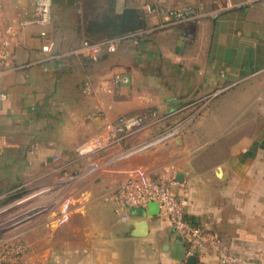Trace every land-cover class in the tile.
<instances>
[{
  "label": "crops",
  "instance_id": "1",
  "mask_svg": "<svg viewBox=\"0 0 264 264\" xmlns=\"http://www.w3.org/2000/svg\"><path fill=\"white\" fill-rule=\"evenodd\" d=\"M34 1L3 0V20ZM51 1L46 30L55 51L67 54L85 38L87 15L79 0ZM222 1L124 0L117 14L114 0L113 15L126 9L143 15L147 32L140 41L121 42L95 62L67 57L47 71L40 64V29L19 34L12 61L34 65L0 81V92L7 95L0 103V192L48 187L72 173L79 178L63 191L73 200L68 222L38 223L28 254L14 264H187L171 257L177 235L156 207L121 212L112 200L135 168L174 179L188 221L216 233L247 264H264V7L243 6L154 31L161 17L142 10L145 4L192 5L205 12ZM115 75L126 76L128 83L107 93L104 83ZM147 111L162 121L125 147L174 124L182 125L181 136L126 161H115L121 147L85 159L75 155L77 145L117 116ZM27 176L32 179L22 182ZM196 258V264H217L211 252Z\"/></svg>",
  "mask_w": 264,
  "mask_h": 264
},
{
  "label": "built area",
  "instance_id": "2",
  "mask_svg": "<svg viewBox=\"0 0 264 264\" xmlns=\"http://www.w3.org/2000/svg\"><path fill=\"white\" fill-rule=\"evenodd\" d=\"M3 0H0V81L2 78L15 71L23 70L33 63L14 64L11 48L17 41L19 34L28 27H37V38L40 42V52L44 58L41 61L43 71H47L50 64L62 61L67 57H79L90 62H95L103 53H113L118 45L126 38L141 37L145 32L125 37H115L90 43L81 41L79 46L67 53L55 51V43L47 32L52 22V1L35 0L30 9H17L15 14L6 22L3 20ZM258 5L264 7V0H240L232 2L224 0L215 5L210 11L199 12L192 5L183 7H155L143 5V12L147 16L161 17V21L150 31L179 25L187 26L202 18H217L220 14L231 9ZM128 83V78L115 75L105 81L103 90L111 93L114 89ZM89 92V88H85ZM7 99V95L0 92V103ZM163 117L155 111H147L132 115L117 116L108 123L103 131L77 145L74 153L79 159L97 155L108 149L121 147L115 161H126L136 156L155 150L156 148L178 139L182 134L179 124L166 127L153 134L147 140L134 146L125 147L129 140L143 130L158 125ZM54 160L57 158L54 157ZM75 177H71L75 175ZM79 178V174L63 175L53 185L40 189L24 192L18 187L15 192L18 198L0 207V264H14L26 252L27 243L23 232H20L33 220L42 216H51L49 225L60 227L70 218L71 199L64 194L67 185ZM177 185L174 179L164 181L153 178L140 168L133 169L114 190L112 200L121 212L129 210H144L147 205H157L158 217L165 220L173 233L181 238L185 246L186 255L201 256L211 252L215 255L217 264H247L246 260L231 251L224 245L221 238L202 225L192 224L185 217L186 201L177 196L173 189ZM10 193L0 195L6 199ZM48 196V197H47ZM46 197L44 201L41 199ZM15 208L13 211L8 210ZM7 212V213H6ZM127 220V216H122Z\"/></svg>",
  "mask_w": 264,
  "mask_h": 264
},
{
  "label": "trees",
  "instance_id": "3",
  "mask_svg": "<svg viewBox=\"0 0 264 264\" xmlns=\"http://www.w3.org/2000/svg\"><path fill=\"white\" fill-rule=\"evenodd\" d=\"M113 1L108 0L107 9H104L100 13L97 11L93 16L87 15L85 17V38L82 41L94 43L115 37H125L145 30L142 25L143 15L135 9H126L121 15H113V9H111L113 7ZM141 37H135L134 39L126 38L122 42L128 40L140 41ZM15 190L11 192H15Z\"/></svg>",
  "mask_w": 264,
  "mask_h": 264
},
{
  "label": "rangeland",
  "instance_id": "4",
  "mask_svg": "<svg viewBox=\"0 0 264 264\" xmlns=\"http://www.w3.org/2000/svg\"><path fill=\"white\" fill-rule=\"evenodd\" d=\"M80 1V3H81V10H82V13H83V15H88V16H93L95 13H97V11L100 13L101 11H103L104 9H107L108 8V0H102L101 1V3L102 4H98V6H97V3H99L100 1H98V0H79ZM102 5V6H101ZM95 10H96V12H95ZM145 14V13H144ZM146 15V14H145ZM158 25V24H157ZM156 25V26H157ZM170 28V27H169ZM164 29H167V28H163V29H159V30H164ZM114 53V52H113ZM180 127H181V129H182V131H183V127H182V125H180ZM164 129V128H163ZM163 129H161V130H163ZM161 130H159V131H161ZM159 131H157V132H159ZM156 132V133H157ZM3 161H4V159H1L0 160V163H3ZM65 176V175H64ZM76 176V174L75 175H72L71 177H75ZM62 177H63V175H62ZM31 178V176H27V178L26 179H23L22 180V182H25V181H27V179H30ZM32 179V178H31ZM76 180H74V182H75ZM74 182H72V183H74ZM69 184V185H67L68 186V188L69 187H72L73 186V184ZM22 187V189L23 190H25L24 192H30V190L31 189H29V188H31V187H33L32 185L30 186V185H27V187H23V186H21ZM25 188H27V189H25ZM67 188V187H66ZM32 191V190H31ZM10 193V195L6 198V199H1L0 200V207L1 206H4V205H6V204H8V203H10V202H12V201H14V200H16L17 198H18V196H19V194L18 193H15V192H9ZM2 194V192H0V195ZM71 193H69L68 195H66V196H68L70 199H71V205H70V212H71V206L73 205V200H72V196L70 195ZM46 197H44V198H42L41 199V202L42 201H44V200H46L45 199ZM15 208H11V209H9L8 211L9 212H11V211H13ZM7 213V212H6ZM51 219V216H47V215H45V216H42V217H40V218H38V219H36V220H33L30 224H28L25 228H23L20 232H23L24 233V235H23V237H24V239L26 240V243H27V252H28V242H29V236H30V233H31V231H33L34 229H35V227L37 226V224L39 223V225L38 226H48V227H50L51 225H49V220ZM41 224V225H40ZM54 227H56V226H54ZM26 252V253H27ZM25 253V254H26ZM24 254V255H25ZM28 254V253H27Z\"/></svg>",
  "mask_w": 264,
  "mask_h": 264
},
{
  "label": "water",
  "instance_id": "5",
  "mask_svg": "<svg viewBox=\"0 0 264 264\" xmlns=\"http://www.w3.org/2000/svg\"><path fill=\"white\" fill-rule=\"evenodd\" d=\"M123 4L124 0H117V14H120ZM149 207H156L157 210V205L155 203L149 204ZM173 252L174 253L171 257L177 261H185L187 264H196L197 262L196 256L186 255L185 246L179 236L176 237V243L173 247Z\"/></svg>",
  "mask_w": 264,
  "mask_h": 264
}]
</instances>
